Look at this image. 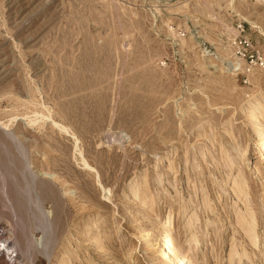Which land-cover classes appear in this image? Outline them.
<instances>
[{
	"label": "rangeland",
	"instance_id": "rangeland-1",
	"mask_svg": "<svg viewBox=\"0 0 264 264\" xmlns=\"http://www.w3.org/2000/svg\"><path fill=\"white\" fill-rule=\"evenodd\" d=\"M255 100L264 0H0V264H161L138 230H173L196 264H263ZM248 210L254 247L237 226Z\"/></svg>",
	"mask_w": 264,
	"mask_h": 264
},
{
	"label": "bare ground",
	"instance_id": "bare-ground-1",
	"mask_svg": "<svg viewBox=\"0 0 264 264\" xmlns=\"http://www.w3.org/2000/svg\"><path fill=\"white\" fill-rule=\"evenodd\" d=\"M254 25H255V23H253ZM239 71V70H238ZM246 117L248 118V137H249V144L247 143L246 144V146H245V148L246 149H251V150H254V151H257L259 154H264V124H262V121L264 120V101L263 100H255L254 102H252V103H250V108L248 109V111H246ZM54 123V125L56 126V127H58V128H60L61 130H63L64 132H66V133H68V134H70V132L68 131V128L66 127H64V126H61V125H59V123H56L55 121L53 122ZM230 123V122H229ZM227 129V128H226ZM228 129H230V128H228ZM225 130V129H224ZM63 132V133H64ZM73 135V137L75 138V140L76 141H78V139L76 138V136H75V134H72ZM231 142H230V144H232V143H234V137H233V135H231ZM214 140L212 139L211 141H209V144L211 143V142H213ZM215 142V141H214ZM213 142V143H214ZM208 143V142H207ZM215 147V146H214ZM240 150V149H239ZM214 153L215 152H213L212 153V157H211V161L213 162V161H215V165H217V160H216V158H215V155H214ZM199 155V154H198ZM203 156L206 158V156L202 153V156H200V157H195V159H198V158H203ZM188 157L186 156V164H187V162H188V159H187ZM196 161V160H195ZM83 162H84V164L89 168V169H93L92 167H90L88 164H87V162H86V160L85 159H83ZM232 162L230 161V164H231ZM195 164V163H194ZM212 164V163H211ZM28 165V164H27ZM232 165V164H231ZM94 171V170H93ZM12 174V173H11ZM59 180V179H58ZM27 184H29V183H27ZM233 185H232V193H233V196H234V198H235V200H237V201H241L242 200V198H244V197H247V195H248V190L246 189V191H245V189L243 190V185L240 183V182H238V181H236V180H234V182L232 183ZM224 185V184H223ZM246 185V184H245ZM33 186V185H32ZM246 186H248V185H246ZM29 187V186H28ZM138 187V186H137ZM223 187V186H222ZM226 187V186H225ZM230 187V186H229ZM25 188V187H24ZM33 188V187H32ZM247 188V187H246ZM19 189H21V188H19ZM18 189V190H19ZM27 189V188H26ZM30 189V188H29ZM33 190V189H32ZM20 191V190H19ZM28 191V190H27ZM109 192H110V190H109ZM133 192V191H132ZM22 193H23V191H22ZM28 193V192H27ZM133 194H134V199L136 200V198H138V197H140V193H138L137 191L136 192H133ZM27 195V194H26ZM249 196V195H248ZM26 197V198H25ZM25 197H23L22 196V198L24 199H27L26 201H25V199H24V201H25V206H28L29 205V203H30V198H29V200H28V195L27 196H25ZM133 198V197H132ZM147 198V201H148V196L146 197ZM107 199V198H106ZM108 199H110V198H108ZM38 200V199H37ZM245 200V199H244ZM23 201V202H24ZM32 201V200H31ZM151 201V200H150ZM37 202V201H36ZM157 203V202H156ZM146 204V203H145ZM244 205L246 206V208H247V206H251V205H248V204H246V203H244ZM263 205H264V203H263ZM56 208V203L55 202H53V208ZM156 207V205H154L153 207H151V208H155ZM264 207V206H263ZM140 211H142L143 209H145L144 208V206H143V204H140ZM186 209V208H185ZM190 210V209H189ZM251 210V209H250ZM253 210V209H252ZM144 211V210H143ZM172 210L170 209V212H171ZM169 212V213H170ZM248 213H246L245 212V214H238L237 215V226H238V229H240L241 231H242V235H243V237L244 238H246L248 241L246 242V243H248V247H254L255 246V242H257L256 241V237L254 236V234L252 233V231H254V228H253V225H255V224H253V222H254V217H253V215H251V214H249V210L247 211ZM243 213V212H242ZM253 213V212H252ZM235 214V213H234ZM173 215V214H172ZM160 219V218H159ZM190 219H191V217H190ZM172 220V219H171ZM171 220H169V221H171ZM41 221V220H40ZM157 223H158V221H157ZM31 224V223H30ZM45 224H47V223H45ZM97 224V223H96ZM95 224V225H96ZM37 225V224H36ZM41 225V224H40ZM189 226H188V229L190 230L191 229V227H192V223L190 224H188ZM42 226V225H41ZM40 226V227H41ZM49 226V225H48ZM52 226H53V224H52ZM157 226H158V228H161L163 225L161 224V223H158L157 224ZM39 227V226H38ZM89 227H91V226H89ZM45 228H46V226H45ZM48 228V227H47ZM51 229V228H50ZM90 229V228H89ZM87 230V229H86ZM91 231V229L90 230H88V232H90ZM159 231V230H158ZM43 232V231H42ZM48 232V231H47ZM50 232V231H49ZM170 233H168L167 234V236L164 238V239H158L155 235H153V233H151V235H150V233H147V232H143V231H140V230H138L137 231V234H138V239L140 240V243H141V245H142V243L145 245V247L146 248H151L152 250H153V253H158V255H157V257L159 258V259H161V261H162V263L161 264H196V263H194L193 262V260H192V258H190V257H188V255L187 256H185V255H181L180 253H179V251H181L179 248H178V243H177V241H176V238L174 237V236H172V234H173V230L172 231H169ZM29 234V233H28ZM44 234V233H43ZM100 234V233H99ZM102 234V233H101ZM101 234L100 235H98V238H97V240H96V242H95V244L96 245H98V251L99 252H108V251H110L111 252V248H113L114 247V245H113V243H115L114 241H113V237L109 234V233H103V234H106V235H104L103 237L101 236ZM113 234V233H112ZM166 234V233H165ZM236 234V233H235ZM241 234V233H240ZM256 234V233H255ZM206 235V234H205ZM97 236V235H96ZM113 236H114V234H113ZM176 236V235H175ZM210 236V235H209ZM208 235L205 237L204 236V238H203V240L206 238V239H208V237H209ZM154 237V238H153ZM11 238V237H10ZM25 238V237H24ZM27 238V237H26ZM33 238V237H32ZM93 239V238H92ZM102 239H104L105 241H106V243L105 244H108V245H110V244H112L110 247V249L108 248L107 249V245L106 246H104V244L101 242V240ZM189 241H190V243H189V245L191 244V245H195V247H191L190 249L191 250H194V251H192V253H196V249H198L199 248V246L201 245V240H199L197 237H196V233H194V232H192V233H190L189 234ZM258 239H259V237H258ZM28 240V239H27ZM30 240H32V239H30ZM263 240V239H262ZM15 241V240H14ZM34 241V240H33ZM95 241V240H94ZM261 241V240H260ZM153 242H156V244L155 243H153ZM24 243H25V241H24ZM23 243V244H24ZM34 243H32V245H33ZM43 244V243H42ZM54 244V243H53ZM155 244V245H154ZM258 244V243H257ZM256 244V245H257ZM17 245V244H16ZM47 245V244H46ZM241 245V244H240ZM263 245H264V243H263ZM43 246V245H42ZM207 246H208V244H207ZM262 247V246H261ZM19 248V247H18ZM17 248V249H18ZM43 248L44 247H42V250H43ZM10 249V248H9ZM25 249V248H24ZM38 249V248H37ZM47 249V248H46ZM119 249V248H118ZM179 249V250H178ZM236 249V248H235ZM245 249H247V248H245ZM260 249V248H259ZM264 249V248H263ZM14 250V249H13ZM45 250V249H44ZM191 250H190V252H191ZM30 251H32V250H30ZM48 251V250H47ZM117 251H120L121 252V250H117ZM253 251V250H252ZM27 252H29L28 250H27ZM42 252V251H41ZM113 252V251H112ZM254 252V251H253ZM252 252V253H253ZM115 253V252H114ZM114 253H111V254H114ZM233 253V252H232ZM257 253V252H256ZM256 253H254V254H256ZM108 254V253H107ZM117 254H119V255H117ZM27 255V254H26ZM44 255V254H43ZM117 255V256H116ZM231 255V254H230ZM61 256V255H60ZM246 256H247V254H246ZM49 257V256H48ZM107 257V256H106ZM123 257V253L121 254V253H115V257L113 258V260H114V264H121V262H122V258ZM236 257H240V253H237V251H236V253L234 252L231 256H230V258H229V264H233V262H234V259L236 258ZM70 258H71V256H70ZM109 258V257H108ZM125 258V257H124ZM247 258V257H246ZM250 258V257H249ZM262 259V262L264 261V253L261 255V257H259V259ZM48 259H50V257L48 258ZM60 259V258H59ZM61 263L60 264H65L64 263V261H65V257L63 256V257H61ZM112 259V258H111ZM110 259V260H111ZM32 260V259H31ZM120 260H121V262H120ZM60 261V260H59ZM112 261V260H111ZM125 261V260H124ZM127 261V260H126ZM159 261V260H158ZM59 264V263H58ZM123 264V263H122ZM126 264V263H125ZM263 264H264V262H263Z\"/></svg>",
	"mask_w": 264,
	"mask_h": 264
}]
</instances>
